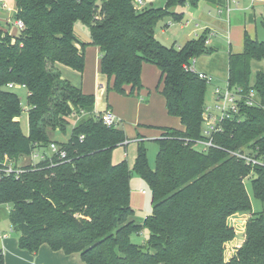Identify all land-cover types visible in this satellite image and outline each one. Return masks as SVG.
<instances>
[{
	"label": "trees",
	"instance_id": "1",
	"mask_svg": "<svg viewBox=\"0 0 264 264\" xmlns=\"http://www.w3.org/2000/svg\"><path fill=\"white\" fill-rule=\"evenodd\" d=\"M200 1L219 2L166 0L163 8H139L134 0H14V19L23 27L17 35L0 28V168L5 158L17 164L34 151L45 156L15 165L16 175L0 171V205L9 208L19 249L35 255L46 245L78 254L82 264H264V212L251 213L244 242L228 261L224 257L225 243L235 236L228 218L251 212L248 178L252 196L264 203V170L228 153L246 146L264 152V70L256 71L250 83L252 63H264V42L245 31L242 51L228 54V85L244 93L254 90L258 105H241V120L224 122L212 135L214 147L198 149L196 142L205 140L207 84L189 66L212 53L205 44L207 30L167 47L155 28L165 18L180 20L178 5ZM78 21L88 27L90 41L75 36ZM88 46L99 49L100 73L111 82L107 90L121 96L142 89L143 64L159 70L157 89L166 112L182 128L162 129L155 140L154 169L143 141L137 142L132 170L126 160L114 163L113 150L128 144L124 130L104 125L94 115V95L61 76L60 67L83 72ZM8 84L27 91V133L20 126V99ZM70 117L77 123L67 142L55 141L54 133L65 132ZM51 143L65 152L63 159L45 153ZM132 172L151 195L143 224L132 220ZM143 228L147 241L135 244L131 237Z\"/></svg>",
	"mask_w": 264,
	"mask_h": 264
},
{
	"label": "rangeland",
	"instance_id": "2",
	"mask_svg": "<svg viewBox=\"0 0 264 264\" xmlns=\"http://www.w3.org/2000/svg\"><path fill=\"white\" fill-rule=\"evenodd\" d=\"M9 4H11L10 0ZM137 5V0H134ZM223 1V0H222ZM241 6L244 5L245 0H238ZM146 5H149L152 2L151 7L155 8H163L165 6L166 0H144ZM150 2V3H149ZM12 5V4H11ZM246 6V5H245ZM144 8V7H143ZM178 11L182 12V16L180 20L174 21L171 19H163L160 21L155 28V36L156 38L165 46H176L178 43L184 41L186 39V35L189 37H195L200 33V27L203 25H212L217 30L214 33V36L211 38V47L213 49L211 54H202L198 56L193 63L194 69L196 72L204 71L211 73L212 81L206 85V92L204 96V105L205 106H212L214 104V97H213V88L214 86L223 88L227 81V54L229 48L231 51L235 52L236 50H241L242 48V41H243V34L246 31L247 34L252 37L256 38L258 41L264 42V26L261 22H264V13L259 6H256L255 13L256 16L252 14V17L255 18L253 21L249 22L247 20L248 12L244 13L243 11H232L227 16L225 12V8L223 9V14L218 16L217 8L212 3H207L204 1L198 2L196 5L191 4H184L178 5L176 8ZM5 14V13H4ZM202 15L203 19L199 18V15ZM261 14V16H260ZM5 16H7L5 14ZM216 18H220L217 20ZM252 18V19H253ZM216 20V24H215ZM251 20V18H250ZM212 22V23H211ZM166 24L164 27L162 25ZM197 24V25H196ZM185 25V27H183ZM206 31V29L204 30ZM202 31V33L204 32ZM75 36L81 42H88L90 41V33L89 29L86 25L82 22H76L74 27ZM201 33V34H202ZM200 34V35H201ZM231 43V46H230ZM90 46L87 47V49ZM144 67H150L151 70H147L146 77L151 81V94H157L158 96L162 97L159 90L156 88L157 84V68L151 64H143ZM252 73H251V81L250 83L253 84L255 72L258 70H264V63L263 62H253L252 63ZM156 71V73H155ZM104 77L95 83V85L91 86L90 89L95 97V111L96 112H104L107 109L114 111V108L118 106V102L114 101V96L116 99L120 98L121 95L117 94L114 91H108L106 88V82L102 81ZM12 92H14L18 98L20 99L21 107H22V114L19 118L21 129L24 133H27V113H26V101H27V94L24 87H13ZM124 97V96H121ZM128 98H137L136 95L128 96ZM144 117V114L140 115ZM165 116L171 120V124H175L176 126L179 124L177 118L170 116L165 113ZM83 118V117H81ZM77 120L74 117H70L69 125L66 127L65 132L57 133V138L60 142H66L70 136L71 129L76 125ZM139 123L136 121L134 123V119H126L123 120V123H119V127H122L125 131V134L130 138V141L126 147L118 146L112 152V161L119 162L122 160H126L129 168L132 170L136 151H137V142L135 138L137 134H142L145 137L143 142L146 154L148 165L151 169H154L155 164V155L157 152V144L155 142L154 134L157 128L145 126V125H137ZM172 126V125H170ZM199 149L200 147L197 146ZM46 154H50V151L43 149ZM42 152V151H41ZM28 160L19 159L16 166H22L28 163ZM251 178H248L245 182L246 190L250 195L251 200V212L246 213V217H250L251 213H258L264 212V203H261L259 200L255 199L252 196L251 189H250V181ZM130 205L131 208L134 210V216L132 220H134L138 224H143V220L146 216H148L152 209L151 204V195L150 191L146 185V183L139 178L134 172L131 173L130 178ZM144 191V193H142ZM243 215V214H242ZM242 215H235L228 219V224L235 230L234 238L225 243V250H224V257L225 260H229L236 250L241 246L244 242V227L242 228L241 220ZM11 237L18 236L19 233L12 229L9 220V208L5 204L0 205V233H7ZM148 238V231L143 228L141 232L137 235H133L131 237L132 242L138 245H144ZM58 252V251H53ZM61 252V251H59ZM61 254L66 257L64 259H60L56 256L59 264H72L76 262L77 264H82L81 260H78V254H69L66 255L63 252ZM70 262V263H69Z\"/></svg>",
	"mask_w": 264,
	"mask_h": 264
},
{
	"label": "crops",
	"instance_id": "3",
	"mask_svg": "<svg viewBox=\"0 0 264 264\" xmlns=\"http://www.w3.org/2000/svg\"><path fill=\"white\" fill-rule=\"evenodd\" d=\"M10 1L12 5L9 4V1L3 0V4L5 7L0 8V28L9 32L11 35H17L19 29H17L14 25V20H15L14 16L16 13L15 2L14 0H10ZM218 1L219 2L214 5L217 8V11L219 9H222V12L220 14H223L224 12L223 9L225 8V5H226V0H223V1L218 0ZM236 1L238 2V7H237V10L234 9L233 11L240 10V11H243L244 13L248 12L249 15L247 17V20L249 22L253 21L255 18L252 17V14L256 16V13L254 12L256 7L249 8L248 4L245 2H244V5L241 6L239 4L240 2L238 0ZM151 6H152V2L149 5H146V2H145L144 7L147 8ZM4 13L7 16H5ZM220 14L218 16H221ZM198 15H199V18L203 19L202 15L200 14ZM216 19L221 21L220 18H216ZM216 23L217 22L215 20V24ZM165 25L166 24L162 26L164 27ZM183 27H185V25ZM205 29L207 30V34L211 38L214 36V33L217 30L214 26L205 24L202 27H200L199 33L201 34L202 31H204ZM199 35H196L195 37ZM185 37L186 39L178 43L176 46H181L186 41L193 39V37L191 36L188 37L186 35ZM210 37H209L210 43L208 45L209 47H211ZM230 46H231V43H230ZM241 51H242V48L241 50H236L235 52L231 51L229 48L228 54L229 52L238 54ZM228 54H227V73H228ZM99 56H100L99 49L97 47L90 46L88 49L86 47L84 50V70L83 72L79 74L69 69L60 67L61 76L64 79L68 80L72 85L79 87L84 94H91L92 90L90 89V87L92 85L94 86L95 83L100 81L103 77L104 79L102 81L106 82V88H107V86H109L111 82L108 81L106 77L100 73ZM147 70H151L150 67H144V69L142 67L141 69L140 80L142 84V89L139 92H136L134 94L136 95L137 98L133 99V98H128V96H124V97L120 96V98L116 99V96H114V101L118 102V106L114 108V111H111L110 109H107V110H109L115 116V118L118 121V124L123 123V120L125 121L126 119L129 118V119H134V123L138 121L139 123H137V125H145V126L157 128L158 130H156L154 134L153 133L151 134V135H154L155 137L154 139L156 140L160 137L163 128H174V129L179 130L182 127L180 123L177 126L175 124H171V120H169L165 116L166 108H165L164 98L158 96L156 93L151 94V90L149 89L151 87V81L147 79L146 77ZM157 71H158V74H157L156 88H157L159 78H160V72L158 69ZM199 72L209 75L210 77L212 75L209 72H204V71H199ZM18 87H22V86H18ZM127 90H129V88H127ZM26 94H27V91H26ZM94 113H102V112H96L95 107H94ZM141 114H144V117H141L140 116ZM57 133L58 132H55L53 135L54 140L59 143H66L67 141L60 142L58 140L56 136ZM126 137H127V143H129L130 138L127 135ZM144 140H145V137L142 134L140 133L137 134L135 138L136 142L138 141L144 142ZM114 163H117V162H114ZM0 253L3 255L4 264H59L56 256H58L61 260L66 258L61 254V252L59 251L53 252L46 245L41 246L37 254L35 255L25 250H21L18 247V236L11 237L8 234V232L0 233ZM78 258H79V255H78ZM78 260H80V258ZM72 264H77V263L74 262Z\"/></svg>",
	"mask_w": 264,
	"mask_h": 264
},
{
	"label": "built area",
	"instance_id": "4",
	"mask_svg": "<svg viewBox=\"0 0 264 264\" xmlns=\"http://www.w3.org/2000/svg\"><path fill=\"white\" fill-rule=\"evenodd\" d=\"M248 4L249 8H253L259 6L264 13V0H245ZM137 6L139 8H143L145 6L144 0H137ZM3 0H0V8H4ZM238 2L236 0H226L225 12L227 15L230 14L231 10H237ZM222 12V9L217 11L218 14ZM14 25L17 29H22L23 23L21 20H14ZM209 35H207V40L205 44L208 46L210 43ZM191 72L197 73L199 79L203 80L206 84H209L212 81V78L209 75L204 73L196 72L193 64L189 66ZM17 85L8 84L7 88L12 89ZM23 87V86H22ZM213 97L215 99L214 104L212 106H204L202 119V135L205 140H200L196 142V145L200 147V149L204 152L207 151L209 147H214L212 144V135L214 133H218L222 131V124L226 121H240L241 117L239 116L240 106H255L258 105V96L254 90H249L248 93H244L241 87H230L228 82L223 88L214 86L213 88ZM95 117L100 119L102 123L106 126H114L118 124L115 116L109 111L106 110L102 113H94ZM82 138V137H80ZM49 151L57 155L58 159H63L65 157V152L58 149L57 145L51 143L49 145ZM228 153L235 157L238 160H242L245 165L253 168H258L264 170V152L260 151L258 148H254L251 146H246L240 148L237 151H228ZM44 154L38 151H34L28 156H23L20 159L28 160V163H37L44 159ZM14 163L10 162L5 158V162L2 164V168L0 171L9 174L13 173L14 175L18 174V170L16 169ZM144 193V191H142ZM242 215V214H235ZM233 215V216H235ZM231 216V217H233ZM242 228L247 224L248 217L245 214L242 215ZM230 218V217H229ZM228 218V219H229ZM233 228V226H232ZM235 231V230H234ZM245 231V230H244ZM244 233V232H243ZM228 261V260H226Z\"/></svg>",
	"mask_w": 264,
	"mask_h": 264
}]
</instances>
